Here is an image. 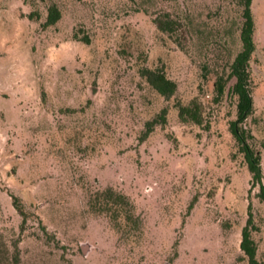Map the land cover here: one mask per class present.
<instances>
[{"label":"rangeland","instance_id":"1","mask_svg":"<svg viewBox=\"0 0 264 264\" xmlns=\"http://www.w3.org/2000/svg\"><path fill=\"white\" fill-rule=\"evenodd\" d=\"M52 5L60 17L47 24ZM242 8L0 0V264H251L241 247L250 203L264 261V202L230 128L234 77L214 100L216 74L241 48ZM252 8L245 124L264 173V0ZM166 10L183 22L173 36L154 20ZM145 67L165 69L176 92L160 93ZM194 97L202 123L179 115ZM108 186L128 195L137 221L116 225L101 208L96 193Z\"/></svg>","mask_w":264,"mask_h":264},{"label":"trees","instance_id":"2","mask_svg":"<svg viewBox=\"0 0 264 264\" xmlns=\"http://www.w3.org/2000/svg\"><path fill=\"white\" fill-rule=\"evenodd\" d=\"M243 6L242 22L240 26L241 48L237 51L234 58L229 62L228 72H218L214 81V100L219 101L225 94L228 81L234 77L232 92L238 96L237 117L230 122V128L238 142L239 149L244 152L245 160L251 171V186L259 185L257 195L264 202V173L261 163V151L256 148L251 138L254 136L251 129L247 127L245 121L253 111V80L250 70V60L254 50L255 42V17L252 8L253 0H238ZM60 17V11L56 5L49 9L47 24L55 23ZM157 26L171 34H178L177 31L183 27V22L179 17L174 16L170 11H164L154 17ZM184 46V43L180 41ZM143 74L148 81L160 93L169 97L177 90V82L169 77L163 68L145 67ZM204 77H207V65L204 64ZM179 115L183 120L192 119L197 123L203 122L202 102L198 97L192 98L188 103L179 101ZM166 108H163L161 116L165 119ZM158 119L149 120L145 134H148ZM96 195L101 200L103 210H112V219L116 225H120V218L131 222L137 221L138 216L134 214L132 208L134 204L128 195L116 190L112 186L98 190ZM253 211L252 203L249 204V217L242 230L241 247L249 258L251 264H264L257 258V243L252 236ZM255 226V225H254ZM256 228V227H255Z\"/></svg>","mask_w":264,"mask_h":264}]
</instances>
